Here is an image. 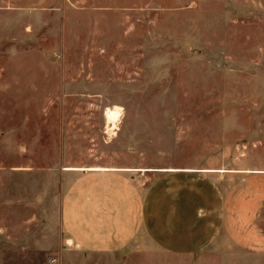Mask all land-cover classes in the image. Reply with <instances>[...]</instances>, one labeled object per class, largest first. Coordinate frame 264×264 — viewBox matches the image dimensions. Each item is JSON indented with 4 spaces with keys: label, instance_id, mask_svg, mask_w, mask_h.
Listing matches in <instances>:
<instances>
[{
    "label": "rangeland",
    "instance_id": "obj_1",
    "mask_svg": "<svg viewBox=\"0 0 264 264\" xmlns=\"http://www.w3.org/2000/svg\"><path fill=\"white\" fill-rule=\"evenodd\" d=\"M128 163L169 227L264 214V0H0V264L222 259L58 247L60 168Z\"/></svg>",
    "mask_w": 264,
    "mask_h": 264
},
{
    "label": "crops",
    "instance_id": "obj_2",
    "mask_svg": "<svg viewBox=\"0 0 264 264\" xmlns=\"http://www.w3.org/2000/svg\"><path fill=\"white\" fill-rule=\"evenodd\" d=\"M98 166L107 169L66 170L64 166L57 172L60 192L55 198L56 216L50 221L56 222L58 247L65 245L81 254H131L147 251L154 246L186 254L213 245V249L221 248L219 252L222 253V259L214 264H264V214L245 218L236 213L225 219V200L221 197L216 203L217 198L212 193L214 207L209 211L215 213L214 227L206 230L194 226L189 229L179 225L169 227L165 212V217H153L158 202L155 203L151 195L145 201L141 198L135 175L136 169L140 168L129 163ZM169 169L163 170H180ZM176 189L175 196L183 199V187ZM175 209L178 213L183 210L179 206ZM200 209L198 206L194 209V215L198 218L200 214L197 210ZM68 239L72 241L71 244L66 243ZM50 263L54 264L55 260H50Z\"/></svg>",
    "mask_w": 264,
    "mask_h": 264
},
{
    "label": "bare ground",
    "instance_id": "obj_3",
    "mask_svg": "<svg viewBox=\"0 0 264 264\" xmlns=\"http://www.w3.org/2000/svg\"><path fill=\"white\" fill-rule=\"evenodd\" d=\"M120 109L121 107L118 105H114L112 107L106 108V110L104 111V117L107 121V128L109 129V127L111 126V130L112 129H116V122L119 120L120 115ZM66 170H106L107 168L104 167H100L98 165L95 166H89V167H65ZM174 169L170 168L169 171H173ZM208 172H212L215 170H205ZM68 244H71L72 241L70 239H68L67 241Z\"/></svg>",
    "mask_w": 264,
    "mask_h": 264
},
{
    "label": "built area",
    "instance_id": "obj_4",
    "mask_svg": "<svg viewBox=\"0 0 264 264\" xmlns=\"http://www.w3.org/2000/svg\"><path fill=\"white\" fill-rule=\"evenodd\" d=\"M54 261V260H53Z\"/></svg>",
    "mask_w": 264,
    "mask_h": 264
}]
</instances>
